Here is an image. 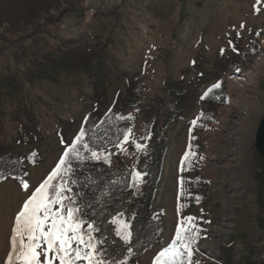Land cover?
<instances>
[{
  "label": "rangeland",
  "instance_id": "1",
  "mask_svg": "<svg viewBox=\"0 0 264 264\" xmlns=\"http://www.w3.org/2000/svg\"><path fill=\"white\" fill-rule=\"evenodd\" d=\"M77 6L88 9L72 11L70 4H64L51 16L43 15L35 25L17 32L0 27V143L12 145L21 155L35 152L42 157L40 164L29 165L28 191L22 190L13 177L0 181L5 241L23 202L62 155L65 145L58 133L60 119L80 121L92 104L93 78L85 72H60L55 74L57 82L49 78L29 80L45 54H60L71 42L102 46L100 68L107 78L109 105L124 91L127 76L136 72L145 76L144 105L166 95L162 88L166 82L181 78H185L192 95L191 110L165 129L168 148L157 199V208L163 207L165 213L164 241L147 250L140 264H153L155 256L175 238L182 218L178 212L180 164L190 141V122L205 107L199 100L203 93L218 81L228 87V104L218 108L207 129L196 133L202 147L196 169L207 181V192L204 203L196 205L188 216L199 218L206 213L210 223L195 245L194 264L263 260L264 227L258 222L261 208L256 180L261 154L255 142L264 115V0H81ZM229 40L237 51L232 50ZM230 60L238 62L230 64ZM192 62L197 65L189 70ZM201 71L207 81L198 87L192 79ZM239 107H243L241 113ZM27 110L36 114L37 121L38 138L31 143L19 138ZM131 112L136 123L130 142L122 149L117 147L116 155L134 173L139 172L146 146L136 147L145 145L139 142L144 116L136 110ZM236 119L239 129L232 137L229 131ZM228 137L236 138V142ZM226 151L233 152L234 160H225ZM115 164L119 165L118 160ZM229 165L237 172L236 185L225 177L224 168ZM140 185L134 189L139 190ZM225 217L228 225L216 238L213 227ZM208 237L216 240L205 244Z\"/></svg>",
  "mask_w": 264,
  "mask_h": 264
},
{
  "label": "trees",
  "instance_id": "2",
  "mask_svg": "<svg viewBox=\"0 0 264 264\" xmlns=\"http://www.w3.org/2000/svg\"><path fill=\"white\" fill-rule=\"evenodd\" d=\"M80 2L81 0H0V27L6 26L10 32H17L25 27L35 25L43 15L51 16L64 4L77 6ZM103 51L102 46L74 45L70 42L60 54H45L37 69L30 74L29 80L49 78L57 82L55 74L60 72L72 74L78 71L85 72L93 78L90 109L80 121L75 118L60 119L58 133L67 143L74 139L69 135L71 133L74 136L78 134L83 125L88 135L93 137L94 142L90 141L91 146L102 152L106 150L112 153L110 165L103 161H86L79 166L78 186H74L73 190L87 194L80 197V202L83 205V217L89 221L96 220L97 224L105 230V235H108L109 242L114 237V230L110 233L109 229L115 227L110 224V221L118 213H124L123 219L130 223L134 232L132 243L134 251L128 264H140V258L147 250L163 244L164 241L165 213L163 207L157 208V199L164 178L168 148L165 129L180 121L191 110L192 95L185 78H181L166 82L162 87L166 95L156 96L151 99L148 105H144L141 98L146 90L145 76L143 72H136L127 76L124 91L117 95L112 105H109L107 78L100 68L104 58ZM236 62L238 61H229L230 64L235 65ZM195 65H197L196 62H192L189 70L193 69ZM206 81V73L203 71L192 79V83L198 87H202ZM220 82H222L221 87L213 90L215 98H212L213 94H209V98L199 99L205 107L202 110L203 118L191 131V136L195 137V139H191L193 146L191 151L195 152L196 156L191 158V170L184 171L180 175L185 180V189L191 192L192 197L187 198L185 195L179 198L178 212L181 217L188 216V213L196 205L205 201L207 181L196 169L202 148L196 133L207 129L215 120L218 108L228 104V87L223 81ZM132 110H136L144 116V128L140 133L139 142L146 146L145 155L137 167L139 173L142 174L140 189L137 191L134 189L132 181L133 173L116 155V144L120 142L124 130L134 129L136 116L133 115ZM26 115L27 120L21 123L19 138L31 143L38 138L36 114L27 110ZM129 116L133 119H117V117L126 118ZM85 117H88V124H84ZM101 120L104 121L103 124L99 123ZM93 124H96L97 127L91 128L90 126ZM145 137L148 138L145 139ZM32 153L35 152L21 155L14 151L12 145L0 143V171L4 172L0 181L16 176H22L28 181L29 165H37L42 162L41 156L37 153L32 156ZM85 155L89 154L85 153ZM116 160L119 162L118 166L115 164ZM25 172L28 173L27 176H24ZM196 178H199V182H196ZM190 180L191 183H189ZM256 180L258 181V202L261 208L258 222L260 226L264 227V158L261 155L259 156ZM196 196L202 198L199 203L195 201ZM200 217L202 220L198 219L195 223L203 230L200 234L201 238L206 230V213ZM117 242L119 243L118 238ZM105 246L108 247V245ZM110 250L112 249L110 248ZM116 250L119 251V249ZM194 261L195 245L193 246L192 264ZM230 261L231 259H229V263H231ZM246 264H264V259L258 261L248 258Z\"/></svg>",
  "mask_w": 264,
  "mask_h": 264
},
{
  "label": "snow or ice",
  "instance_id": "3",
  "mask_svg": "<svg viewBox=\"0 0 264 264\" xmlns=\"http://www.w3.org/2000/svg\"><path fill=\"white\" fill-rule=\"evenodd\" d=\"M228 44L233 51H237L231 40ZM223 51L222 49L221 54ZM221 83L218 81L212 84L203 93L201 99L209 98V94H213L212 98H215L213 90L219 89ZM203 116L204 113L201 112L190 122L193 128ZM117 119L131 120L133 117H117ZM99 123L103 124L104 121L101 120ZM84 124H88V117H85ZM90 127L95 128L97 125L93 124ZM191 131L190 128L189 150L184 153L181 161V173L191 170V158L196 156V153L191 151L193 147L191 139H195L191 136ZM131 133V128L124 130L116 147L122 149L123 144L129 143ZM90 141L94 142L93 137L88 135L83 125L74 139L67 143L61 140L65 146L58 163L39 186L30 192L15 215L10 236V250L4 264H128L134 251L132 246L134 232L130 223L123 219L124 213H118L110 221L115 227L109 229L110 233L114 230V237L109 242L108 235H105V230L96 220L89 221L83 217L80 197L87 194L73 190L74 186H78V168L86 161H103L111 164L112 153L98 150L91 146ZM136 147L140 149L145 145L137 144ZM35 155L36 153H32V156ZM27 175L28 173L25 172L24 176ZM3 176L4 172L0 171V177ZM13 178L19 181L22 190L28 191L27 180L22 176ZM132 181L133 185L138 187L142 182V174L134 172ZM191 182L190 180L189 183ZM196 182H199V178H196ZM179 185L178 199L185 195L191 198V192L184 187L183 176L180 177ZM201 199L199 196L195 197L197 203ZM197 219L202 220V217L189 215L180 219L175 228V238L155 256L154 264H192L193 246L197 244L203 231L195 223ZM205 222L210 223V221Z\"/></svg>",
  "mask_w": 264,
  "mask_h": 264
},
{
  "label": "bare ground",
  "instance_id": "4",
  "mask_svg": "<svg viewBox=\"0 0 264 264\" xmlns=\"http://www.w3.org/2000/svg\"><path fill=\"white\" fill-rule=\"evenodd\" d=\"M240 109H239V113H241V110L243 109V107H239ZM222 117V112L220 113V117L219 118H221ZM225 120V119H224ZM221 122H222V119L220 120ZM218 124V123H217ZM220 125L218 124L217 125V127H219ZM239 129V127H238V120L236 119V121L234 122V124H233V126H232V128H231V130L229 131V136H232L233 134H235V132L237 131ZM233 137V136H232ZM228 140H230V139H232V141L233 142H236L235 141V139L236 138H231V137H228L227 138ZM225 160L227 161V160H234V158H233V152L232 153H230L229 151L227 152L226 151V153H225ZM224 171L226 172V174H225V177H226V179H227V181H229V183L230 184H234V185H236L237 184V182L234 180V178L237 176V172L235 171V169L233 168V166H231V165H229V166H225V168H224ZM231 196H233L234 197V195H231ZM225 207H229V206H227V204L225 203V205H224ZM11 225H13V223L11 224ZM228 225V218H226L225 217V221H223V222H219V224H215L214 225V229L217 231V233H215L216 234V238H219V236H220V234H221V231H224L223 230V228L225 227V226H227ZM9 227V226H8ZM11 230L12 229H10V230H8L9 232H10V234H9V240H8V238H7V241H5L6 239H5V232H6V229H5V227H4V223H3V221H1V219H0V259H1V257L3 256V261H2V264H4V262L6 261V257H7V253L9 252V250H10V236H11ZM225 230H227V229H225ZM211 238V237H208V238H206V240H205V244H208V243H213L215 240H216V238ZM1 251H2V254H1Z\"/></svg>",
  "mask_w": 264,
  "mask_h": 264
},
{
  "label": "water",
  "instance_id": "5",
  "mask_svg": "<svg viewBox=\"0 0 264 264\" xmlns=\"http://www.w3.org/2000/svg\"><path fill=\"white\" fill-rule=\"evenodd\" d=\"M88 7H81V6H72L69 8V10L72 11H85ZM256 148L260 152L261 156L264 158V115L261 119V122L259 124L257 134H256V142H255Z\"/></svg>",
  "mask_w": 264,
  "mask_h": 264
}]
</instances>
